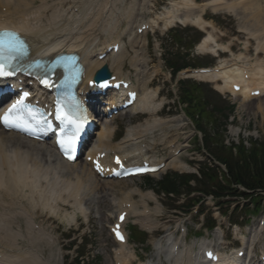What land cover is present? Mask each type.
I'll return each instance as SVG.
<instances>
[{
    "label": "bare ground",
    "instance_id": "bare-ground-1",
    "mask_svg": "<svg viewBox=\"0 0 264 264\" xmlns=\"http://www.w3.org/2000/svg\"><path fill=\"white\" fill-rule=\"evenodd\" d=\"M105 4V0H0V27H14L17 22H22L23 28L29 30L31 43L36 53L39 51L47 53L52 48H69L82 52L83 59L87 64L86 76L90 78L93 71L102 63V61L94 58V48L107 43L103 34L106 29L99 25V22H102L103 19L98 14L100 11L98 7L101 6L103 8ZM203 6L211 7L213 13L221 10L231 13H235L238 10L243 13L239 27L241 31L247 32L248 36L254 38L256 56L248 67L245 65L236 66L235 62H241L242 60V53H238L233 56L231 65H223V63H226L224 60L215 70L200 74L198 77L205 78L208 81L216 78L221 79L223 84L221 86L215 85V88L221 91L228 89L231 82L236 83L240 78L246 76L247 79L243 80L244 83L237 94L242 96L241 102L243 104H253L255 100L248 101L250 93L256 87V84H261L264 81V68H262V61L259 56L260 53L264 54V0H209L204 2ZM203 14H205V11L201 8L199 13L185 10L180 12L177 17L182 22H190L200 27L205 25L210 27L211 30L207 32L204 43L212 42L217 45L218 37L213 32V24L210 21H205ZM160 21L164 22V20ZM157 23L158 21L153 20L148 22L150 25H156ZM114 42L108 43L113 44ZM131 43L132 41H130ZM227 46H221V48L227 50ZM244 46L246 47V45ZM202 47L206 51L215 53L211 46V49L206 47V45H201L199 48L201 49ZM217 47L219 46L217 45ZM126 55L125 48H122L117 57L109 60L110 68L119 73L122 66L121 62ZM135 69L138 71L139 66H135ZM145 87L142 89L139 98L140 103L145 102L147 107L145 109L142 108V110H145L152 117L151 121L149 122L146 119L143 124L132 128L128 127L126 135L119 144L128 141L130 136L135 133L140 134L142 131L145 133L149 131V134H152L155 128H162L167 125V122L172 123V125L168 126L172 127L173 133L179 130L178 123L180 118L173 117L165 120L156 118L155 110L159 104L153 100L155 90H146ZM143 91H145V94L142 95ZM261 98V100L257 101L260 104H257L254 110L261 113L264 118V103L262 102L264 96ZM243 104L240 106L243 107ZM134 110V108H131L127 114H131ZM108 126H103L97 132L96 141L92 146V154L105 151L109 147L110 134ZM145 135H141L140 138L145 137ZM167 138L168 136H166L164 130L162 136L155 137L151 135L149 139L145 138L147 144L135 150L134 153L138 154L137 158L141 160L147 154L150 155L152 153V145L162 143L171 147L173 144L167 141ZM119 144L111 149L117 148ZM93 149L96 150L93 151ZM120 149L121 147H118V150ZM174 152V150L170 152L166 159V166L181 170L185 165L174 156ZM122 154L125 156L124 153ZM160 161L165 162L163 159L155 160L157 163ZM0 180H4L3 184L0 183V263L2 264H51L49 258L44 263L41 262L43 258L32 246L34 241H37L38 243H46L51 249V246L42 238L45 235L40 230L41 224L35 222L37 220L36 212H43L44 210L48 215L46 217L48 222L50 215L57 217L59 213L56 209V202L62 192H68L63 202L71 204L81 213H84L89 207L91 208L89 205L85 206L80 202L74 203L72 201L71 198L81 190L83 195H80L82 197L89 195L87 198L89 203L93 201L94 196L99 198L97 205L101 210L109 208L108 212H111L115 208L117 212L120 209L121 202H127L130 203L128 210L130 213L142 215H144L143 212L139 213L136 211L135 203L132 201L134 195L143 201L152 198L153 195L150 191L142 192L138 188L129 190L122 195L123 188H120L118 189L120 192L118 196L115 194L118 190L112 189L120 182L131 180V178L114 181L98 179L93 175L91 168L86 162L79 163L75 160L73 163H67L60 159L54 149L47 143H37L27 140L16 133L5 131H0ZM27 188L31 195L28 199L26 198L25 203L27 204L24 213L14 212L19 200L26 197L23 192ZM4 194L10 195V200L3 206L2 198H4ZM92 194H94L93 197ZM80 199L77 198L76 201ZM152 214V210L148 211L137 222L144 223ZM17 215H19L18 220L16 219ZM62 216L66 217L67 215L64 214ZM73 217L71 215L68 218L72 221ZM140 222L138 223L141 224ZM150 224L153 226L152 223ZM177 241L178 239L174 238L173 233L169 231L167 236L154 241V245L157 248L156 254L158 256L162 254L167 264H200L198 255L192 253L189 248L180 250ZM203 244H206V242ZM174 247H177V250H173ZM129 249L130 253L124 252L125 246L119 245L118 250L121 256L115 255L114 262L118 263L119 261L121 264H131L134 252L131 247Z\"/></svg>",
    "mask_w": 264,
    "mask_h": 264
},
{
    "label": "rangeland",
    "instance_id": "rangeland-1",
    "mask_svg": "<svg viewBox=\"0 0 264 264\" xmlns=\"http://www.w3.org/2000/svg\"><path fill=\"white\" fill-rule=\"evenodd\" d=\"M126 4L130 3L131 0H125ZM239 11L235 12V13H229V12H225V11H220L219 13H215L212 18H213V24L216 28V34L218 36L221 37V41L222 43H224L226 40H234L236 39V37L238 38H243L241 35H236V29L237 26L240 25L241 22V18H240V14H238ZM210 15V12L207 11V16ZM182 33V36L185 37V40L188 41L189 36H193V37H197L198 34L195 30L186 28V29H179ZM184 30V31H182ZM161 46L163 48V51L165 52H173L175 53V47H170V43L169 42V35L165 34L163 35L161 38ZM193 53V52H192ZM194 54V53H193ZM152 59L155 63H158L159 60L152 55ZM203 62L205 63H211L213 64L214 61L212 59H208L207 57L202 58ZM158 78V81H161V84L158 86V90L160 91V95L158 98L159 100H163V104L164 107L161 111V113H159V116L161 117H167V116H171V115H176V114H180L179 111V107L177 106V102H176V98H177V87L173 86L171 84H166L164 79L165 76L164 74H160ZM202 89H204L206 92L210 91V87L208 85H204L202 86ZM212 90V89H211ZM210 95V98L212 100V103H216L218 105H224V106H230L231 104H234V116L235 118H229L228 121H231L232 125L228 127L227 129V133L226 135L228 136V138L230 139H236L237 134L239 135L238 132L242 133L244 138L247 137H252L254 139H263L264 138V119L263 116L259 113H255V105L257 102L253 103V104H244L243 107H241V101L235 97H231V96H222L217 94L216 92L214 93L213 91L210 93L208 92ZM210 100V101H211ZM174 102V103H173ZM248 104V105H247ZM251 108H253V110H251ZM132 119L131 121H128L127 117H117L115 119V122L118 123L119 125V132H121V134H124L125 129L127 128V126L129 125H138L139 123H142L146 120L150 122L151 118L150 116H144V115H138L136 116V118H133V116H131ZM116 125V124H115ZM191 126L187 124V126L181 130V132L183 134H181L178 138V141L180 142V145H184L187 144L188 146L185 147L184 150V154L186 156L189 157V159H196L198 160L200 158L201 153L197 152V143L195 139H192L194 137V133L192 134V136H189L191 134ZM187 138H184L186 137ZM226 143V140H225ZM154 152H156L157 155L161 156V157H166L167 156V149L163 148L162 146H157L154 149ZM191 170V169H190ZM162 176V175H160ZM160 176H155L154 180H157V178H159ZM132 183H136V184H141V187H143V179H136V180H131L125 183V185H118V187H116V189L118 190L119 187L121 188H126V187H130L132 185ZM119 191V190H118ZM94 194H92L93 197ZM100 195H102V193H100ZM116 195H120V192L116 193ZM89 196V195H88ZM88 196L83 197L82 199V204L83 205H88L91 206V208L89 207V217H88V225L85 226L86 229V237L84 238V243L86 244L87 242L88 245L86 244V250H91L90 252L86 253V255L90 254V256H96V259L99 261L97 262V264H112V260H111V252H110V248L112 247V242L111 239L107 233L106 230V220H107V215L106 213H108L109 208H105V209H100L97 205V201L99 200V198H96L95 196L93 197V201H91L89 203V200L87 199ZM85 198V199H84ZM181 199H179L180 201ZM175 202L173 204L178 205L179 203H181V201L179 202ZM247 200H235V199H230L228 200V203H224L222 206H217L215 204H213V200L212 199H206L204 200L202 206L204 207L205 210H207V214L212 213V215L210 214V216L216 218V220L219 222L218 224L221 225V229L225 230L227 227L224 226L223 223V217L221 216V213L219 211V208H223L224 207H231L234 208L235 206H241L244 205ZM171 202H168L167 200V204H170ZM233 203V205L231 204ZM166 204V203H165ZM166 204V205H167ZM231 204V205H230ZM150 205H153L151 207H154V203H151ZM149 205V206H150ZM159 205V204H157ZM163 205L161 206V213L163 216L160 217H154L152 218L154 220V222L157 221L158 225L160 226L161 229H163V225H167V226H172V220H175L176 218L172 215V211L168 209L169 205ZM149 208V207H148ZM218 211V213H217ZM239 214V213H238ZM243 216V215H242ZM259 215H255V219L258 218ZM180 217H182V221L186 218V216L184 215V217L182 215H180ZM212 217V218H213ZM213 218V219H214ZM192 219H194V222H196V219L193 217ZM110 221V220H109ZM190 221V220H189ZM189 223V222H186ZM66 226H64L65 228ZM158 227V226H157ZM252 229H255V225L253 227H251ZM191 234H187V237L190 238ZM210 235V234H209ZM226 233L224 231L223 236H225ZM77 236V234L75 235ZM73 237V236H71ZM156 239L157 236L154 234L153 236H150L148 234L145 235V242L141 245V244H137V248L135 249V253L137 256H140L141 258H147L149 260H151L154 257V252L152 251L151 247H149L146 244V241L151 243V239ZM262 239H264V236L261 237ZM210 239L212 240V235H210ZM221 242V241H220ZM78 243V242H77ZM240 243V241H239ZM256 249H260L259 247L255 246ZM230 253V252H229ZM73 256V255H72ZM70 257V256H69ZM98 257V258H97ZM107 257V258H106ZM61 258V256H60ZM57 258V262H54L55 264H63L64 263V259L63 258ZM51 260L54 261V258L51 257Z\"/></svg>",
    "mask_w": 264,
    "mask_h": 264
},
{
    "label": "snow or ice",
    "instance_id": "snow-or-ice-1",
    "mask_svg": "<svg viewBox=\"0 0 264 264\" xmlns=\"http://www.w3.org/2000/svg\"><path fill=\"white\" fill-rule=\"evenodd\" d=\"M26 55L27 45L17 32L0 31V77L11 76L20 71V63ZM64 68L67 72L65 82L69 85L75 83L80 69L75 67L74 64H66ZM42 83L49 84L46 79ZM25 96H27V93H25ZM55 119L63 126L61 128L62 138L59 140L61 150L68 159H73L76 139L82 131L86 117L81 112L75 99L68 95L64 100L57 101ZM0 123L8 129H16L32 135L46 131L51 127L47 115L26 105L23 99L17 100L0 116ZM97 168L99 169L98 164ZM135 171L139 172L142 169H136ZM117 237L123 239L118 231ZM208 255L211 256V253Z\"/></svg>",
    "mask_w": 264,
    "mask_h": 264
},
{
    "label": "trees",
    "instance_id": "trees-1",
    "mask_svg": "<svg viewBox=\"0 0 264 264\" xmlns=\"http://www.w3.org/2000/svg\"><path fill=\"white\" fill-rule=\"evenodd\" d=\"M183 99L190 100L189 109H198L194 105L193 97L188 90H183ZM197 111H200L199 109ZM191 113V112H190ZM207 145V139L204 140ZM222 162L229 166L230 174H228L227 185L221 186L218 184V188L223 190H231L229 184L238 183L244 185L250 190L260 189L264 190V147L253 146L249 151L240 149L238 151V157L236 160H226V158H220ZM231 166V167H230ZM233 167V169H232ZM187 179L186 177H177L175 180ZM210 180H214V175L210 176ZM229 180V181H228ZM217 185V182H216ZM162 189L169 191H176L175 183L169 181L162 184ZM218 193V192H217ZM216 193V194H217Z\"/></svg>",
    "mask_w": 264,
    "mask_h": 264
}]
</instances>
